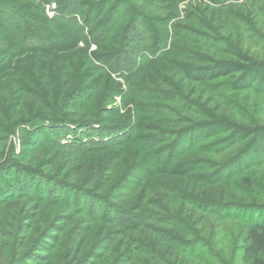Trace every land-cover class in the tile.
Here are the masks:
<instances>
[{"label":"rangeland","instance_id":"obj_1","mask_svg":"<svg viewBox=\"0 0 264 264\" xmlns=\"http://www.w3.org/2000/svg\"><path fill=\"white\" fill-rule=\"evenodd\" d=\"M68 1L73 7L64 17L69 16L71 20L56 17L58 3L54 0L46 6L45 13L41 0H0V71L7 76V86L16 90L13 96L0 93L3 102L0 106V203L9 195L30 191L52 200L70 199L75 210L58 219L52 234L62 242L68 238L79 239L86 248L96 250L98 253L91 264H235L233 225H244L250 217L264 221V157L255 154L258 145L264 144L263 135L256 131L264 128V77L252 85L245 83L237 88L240 74L196 81L185 77L182 68L208 65L213 59L233 58L221 52L226 42L264 62V0H224L221 4L212 0H127L123 11L114 13L107 33L97 28L96 35L102 34L97 44L100 50H96L95 43L89 47L82 37L76 48H70L69 38L73 34L90 33L86 27L82 33L72 26L79 25L75 19L78 23L80 18L84 20L86 4L103 2ZM107 3L102 8L95 6L91 14L93 24L107 16ZM133 8L141 14L136 23L131 22ZM32 32L39 41L47 42L38 47L36 39L31 41L28 46L37 51L25 49L23 38ZM127 35L129 42L124 39ZM212 38H218L217 45ZM155 41L175 48L167 54L160 51L154 55V62L135 56L132 51L153 47ZM126 42V55L120 63L126 68L134 60V70L121 74L114 70L119 58L100 66V61L93 57L94 52L98 56L120 53ZM200 52L205 58L197 55ZM64 69L74 89L68 94L60 81ZM20 112L28 123L38 120L41 133L31 134L29 127L20 123L10 128L12 122L19 121ZM72 114L93 117L94 122L105 127L116 126L117 131H122L120 141L105 147L103 152L96 153L91 149L93 146L70 150L86 165L95 155L97 163L113 162L99 180L85 185L88 186L85 191L75 193L66 184L82 183L81 178L69 179L67 175V179L46 181L45 176L57 174L56 168L50 167L39 152L54 150L57 144L71 145L77 140L91 142V138L97 142L102 138L109 143L106 137L109 135L84 129L68 134L69 128L63 126L52 129V120L63 115V120H73ZM213 117L216 121H228L216 124L223 133L211 137L207 132V137L201 135L202 129H197L199 123L212 122ZM156 129L164 133L159 135ZM143 135H152V139L141 140ZM256 136L258 143L253 145ZM167 160L174 164L196 161L198 168L212 167L204 163L211 160L215 163L213 173L218 174L217 180L222 176V183L230 192L231 202H223L234 209L229 211L222 205L211 208L204 217L206 233L203 236L198 232L203 227L199 223L203 212L189 204L186 210L195 215L193 226L198 231L191 234L186 230L185 235L182 226L177 236L184 235L190 248L180 247L174 241L177 255L162 263L151 259L147 249L134 239L143 235L152 238L154 228L158 227L171 232L179 228L178 221L163 225L155 216L161 212L153 203L159 202L154 198V191L162 179L157 167ZM13 162L21 169L7 166ZM26 168L34 172H27ZM207 172L211 170L199 169L195 175ZM246 176L258 185L252 192L242 191L237 184L239 178ZM112 177L121 179L119 187L115 189L111 184L105 188ZM195 186L203 187L199 182ZM181 206L175 204L179 212L182 208L184 211ZM61 241L47 239L51 246H59ZM30 264L40 263L33 260Z\"/></svg>","mask_w":264,"mask_h":264},{"label":"trees","instance_id":"obj_2","mask_svg":"<svg viewBox=\"0 0 264 264\" xmlns=\"http://www.w3.org/2000/svg\"><path fill=\"white\" fill-rule=\"evenodd\" d=\"M43 3L42 12H46V6L50 5L51 0H41ZM58 3L57 18H65L67 20H71V17H64L67 13H70V8L73 7L68 0H54ZM109 1V2H108ZM124 1L128 3L127 0H101L102 4L97 2L86 4L87 10L84 11V20L78 16V20L75 19V22L78 26L72 29L76 31H80L83 33V30L86 27L89 29L88 34H83L82 36L73 34V37L69 38V47L76 48L78 46V42L81 41V37L86 41V44L90 47L92 43H95L96 50L101 49L97 46L98 42L101 41V35H96L97 28L102 29L105 33H107L108 25L111 24L114 13L118 10L123 11V6L125 5ZM216 4H221V1L224 0H212ZM108 2V3H107ZM99 8H102L104 3L106 4L105 8H108V14L97 24H93L92 13L95 12V6L97 4ZM74 4H76L74 2ZM135 8L132 10V19L131 22L139 21V13ZM137 15V17H136ZM46 19L49 18L46 16ZM50 21V20H49ZM84 21H87L85 24ZM129 24V23H128ZM132 24H129L131 27ZM98 33V32H97ZM95 36L94 38L92 36ZM26 46V50H35L38 49L31 48L28 44L36 39V45L41 47L45 45L43 41H39V38L35 36V34L28 33V36L23 38ZM125 41L129 42L128 35L124 37ZM213 39L215 45H217L218 38ZM127 42L124 43L122 51L115 55H97L94 52V56L98 61H100L102 66L106 61L111 59H118L115 62L114 70H119L121 74H125V72H129L130 70H134L133 66L136 65V61L128 62L126 68H124L121 60H124L123 56L126 55ZM38 43V44H37ZM222 45V44H221ZM28 46V47H27ZM164 46V47H163ZM219 46V45H218ZM221 47V46H219ZM225 48L221 51L224 55H228L229 57H233L231 59L221 58V59H213L210 64L204 66H193V65H185L182 68V73L185 74V77L196 80V81H204L206 80H216L220 77L229 76L231 74H240V86H245V83L252 85L255 81L262 79L264 77V62L256 60L252 57L245 55L242 51L238 50L234 44L230 42L225 43ZM152 48V49H149ZM175 47L169 45L166 47L165 44L161 45L157 41H155L153 47L145 46L144 48L132 49L134 51L135 56H143L149 62L156 61L154 59V55H157L160 51L164 50V53H170ZM131 51V49H130ZM197 55L201 58H205L203 53H197ZM159 58V57H158ZM130 66V67H129ZM60 72V71H59ZM137 73V70L135 71ZM134 72V73H135ZM133 73V74H134ZM131 74V75H133ZM130 75V76H131ZM136 75V74H135ZM60 81L63 86L65 93H71L74 89L70 87L69 75L67 73V69H64L60 75ZM8 87V88H7ZM236 88V89H237ZM16 90L13 87L7 86V76H5L3 71H0V93L5 92L7 94H13ZM33 95V94H32ZM13 96V95H12ZM34 98V96H32ZM20 99H17L16 103H19ZM2 101L0 100V106H2ZM18 105V104H17ZM67 110V109H66ZM1 112V111H0ZM160 116V115H159ZM19 121H14L10 124L11 126H15V124H22V126L29 127V133L37 135L41 133L39 125L37 124L38 120L33 122L34 120H30L31 122H26L25 117H23V112H20L17 116ZM73 120H63L54 119L50 122L52 129L61 128V126L66 127L70 132L68 134L74 133L73 131L78 129L84 130H94L95 133L103 132L108 137V142H105L104 139L99 138V142L95 141L93 138L90 139L91 142L87 143H72L68 144H57L56 149L48 150L42 149L39 155H42V158L49 162L50 167L56 168V175L45 176L46 181H56L57 179H77L81 178L82 183H74V184H66L68 188L73 189V193L76 191H85L84 188L88 187L85 185H91L95 180H99L101 175L105 174L109 169V166L113 164L112 160H108L107 162L97 163L94 156L90 164L86 165L83 162L79 161L78 158L73 154L70 150L77 149H85L86 147L93 146V151L96 153L103 152L105 147L116 144L120 141V134L122 131H117L116 126H107L99 124L98 122H94L91 120L90 116L87 115H76L72 114ZM216 118L213 117L211 122H200L199 127L197 129H202L201 135H205V132L209 133L208 136H215L223 133V130H218V124H226L227 120L216 121ZM232 123V122H231ZM217 124V125H216ZM96 125H99V128H96ZM32 126V128H30ZM41 126V125H40ZM73 126V127H68ZM25 128V127H24ZM95 128V129H93ZM44 129V128H42ZM236 130V129H235ZM234 130V131H235ZM238 130L243 131V128H239ZM237 130V131H238ZM159 135H162L161 129L155 130ZM258 133H261L264 137V128H258L256 130ZM191 132V131H190ZM189 132V133H190ZM161 133V134H160ZM257 133V134H258ZM166 135V134H164ZM169 135V134H168ZM168 135L166 137H168ZM239 134H236L238 137ZM150 136H141V140L149 141L152 139ZM157 138L159 137L157 134L155 135ZM154 136V137H155ZM206 136V135H205ZM207 137V136H206ZM258 136L253 138V145L257 144ZM262 137V136H261ZM37 138V137H36ZM122 138V136H121ZM165 138V136H164ZM163 138V139H164ZM38 141V140H37ZM264 141V138H263ZM2 142V138L0 137V145ZM88 144V145H87ZM252 145V146H253ZM92 151V150H91ZM255 154L257 157H264V144H261L255 150ZM204 163L211 164L210 168H198L196 161H182L178 163H173L171 160L165 161L163 164H160L157 167V172L161 175L162 179L159 183V188L154 191V198L158 199L159 202H153L161 212L156 213V218L158 222L161 224H170L174 221H178L177 230L171 232L165 228H154L155 236L148 237L143 235L141 238L134 239L139 242L147 249L149 256L153 260H159L162 263H166L170 257H175L177 255L176 244L186 246L185 249L190 248V246L184 241L183 237L177 236L178 233L182 229L183 233L186 235V230L188 233H193L198 231L193 226V220H195V215L192 212H187L186 208L188 205H193L196 209H200L201 212V220L199 221L200 225L203 227L198 231L203 234L206 233V225L205 218L207 214L210 213V209L213 207H217L222 205L224 209H234L233 206H230L229 203H224L223 201H230L228 198L230 197V192H227V185L222 183V176H220V180H217V173H213L215 168L211 160H205ZM11 169H21L16 163L8 164ZM29 169V170H28ZM199 169H206L207 172L205 174L195 175V172L199 171ZM27 172H34L30 168H26ZM37 173V172H36ZM7 174V173H6ZM12 175V174H9ZM68 175V176H67ZM22 178V177H21ZM22 181L23 178H22ZM70 181V180H69ZM87 181V182H85ZM121 179H117L114 177L109 178L105 184V188L108 185H111L117 189L119 187V182ZM202 183L203 187L197 188L195 183ZM88 183V184H87ZM255 183V185H254ZM238 186L244 192H252L258 188L256 182L253 181L251 177H241L238 181ZM65 187V186H64ZM71 189V190H72ZM175 204L182 205L184 207V211L180 210V212L175 208ZM73 204L70 199H61L55 198L54 200L49 198H44L43 196H36L34 193L26 192L19 193L17 195H9L7 199L0 203V264H30L33 260H39L40 264H91L92 259L96 257L97 251L91 248H86L84 241H78L68 238L63 242L53 236L54 228L56 229V223L58 219L61 217H65L66 212L75 210L72 209ZM98 209V208H97ZM49 210V211H48ZM46 213V215H44ZM82 213L86 214V211H82ZM195 213V211H194ZM44 215V216H43ZM96 215L97 214L96 212ZM43 216V218H41ZM224 216V215H221ZM98 218V216H96ZM40 221L37 225L33 224L34 222ZM234 227V235L236 244L232 246V259H234L235 264H264V221L257 220L253 217H250L249 220L244 222V225H233ZM58 241H61V244L57 246H51L47 239L52 238ZM57 242V241H56ZM188 247V248H187ZM224 256V255H223ZM178 257V256H177ZM167 259V260H166ZM157 261V262H159Z\"/></svg>","mask_w":264,"mask_h":264}]
</instances>
